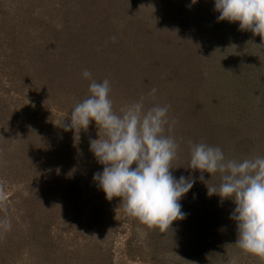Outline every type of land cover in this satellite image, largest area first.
Masks as SVG:
<instances>
[{"label": "rangeland", "instance_id": "374dc122", "mask_svg": "<svg viewBox=\"0 0 264 264\" xmlns=\"http://www.w3.org/2000/svg\"><path fill=\"white\" fill-rule=\"evenodd\" d=\"M190 4L191 0H0V24L2 18H12L15 14L19 19L15 28L20 39L30 34L48 48L55 63L46 71L57 75L55 80L52 77L50 82L43 84H37L29 76H24L28 79L25 80L13 73L9 80L3 72L0 75L4 86L0 89L8 90L2 91L0 98L4 111L2 118L8 121L5 125L9 130L14 132L20 128V124L13 123L16 119L11 121L19 111L23 114L19 117L23 118L43 115L42 119L36 120V125L24 120V124L36 133L40 146L39 153L33 156L35 162L26 165L31 182H25L23 175L18 178V183L22 180L19 184L11 185V181L4 178L2 162L0 220L7 218L11 226L19 228L16 237L9 239L12 248L6 254L13 259L6 264H35L34 244L29 240L33 231L24 227L23 214L25 205L33 200L29 193L38 190L40 185L45 188L41 177L47 168L56 215L49 241L58 243L52 245L64 262L59 264H95L97 261L103 264L104 260V264L109 261L112 264H153L150 258L157 264H195L191 252L183 250L185 256H181L175 250H180L183 240L191 237L189 231L180 229L177 238L172 237V231H167L168 237L165 239L164 235L162 246L157 245L159 240L154 241L157 246L154 242L146 243L143 240L145 225L138 220L137 225H132L134 222L120 207L118 197L112 199L113 209L105 211L107 217L100 230L104 237L99 243L103 251L108 252L106 259L96 256L93 247L97 243L96 226L87 221L93 200L97 202L106 197L93 180L96 172L103 171V166L90 151V139H99L98 129L93 121L86 132L81 130L76 140L74 131H64L62 127L63 123L69 122L68 116L74 105L89 95L92 80L110 81V98L118 114L142 96L146 98V108L170 106L168 116L170 123H174L171 132L166 126L165 135L174 136L180 145L172 175L176 179L181 176L196 179L192 189L180 200L181 206H188L189 211L193 208L194 214L198 215L213 213L207 206L219 203L220 197H209L206 184L199 180V170L186 168L190 160L188 141L220 147L228 159L252 157V145L256 144L258 148L256 141L260 142L264 137V120L259 119V115L264 114V104L248 101V85L244 83L248 71L240 67L245 61L238 64L234 57L241 49L248 48V44L256 46L255 39L249 42L248 31H240L239 22H217L219 13L214 10V0H198L189 8ZM243 40H247L245 44H242ZM255 59L264 65L262 53ZM85 70L91 72V79L83 77ZM15 83L21 86L15 88ZM44 88L48 90V96L43 99ZM153 88L156 89L154 94ZM7 116L11 118L7 119ZM3 137L0 135L2 152ZM238 137L245 139V147L233 151L229 143ZM261 150L260 147L259 153L264 156V150ZM17 152L15 158L27 164L25 151L19 149ZM62 158L67 160L63 167L60 165ZM204 177L206 181L211 180L208 173H204ZM223 203L229 204L227 209L231 216L234 202L227 199ZM28 221L29 217L26 218ZM2 234L5 233L0 231L1 245ZM17 236H22L21 244ZM130 237L131 254L127 251ZM236 240L237 231L232 233V246L227 253H220V264H264V259L259 257L248 262V254L235 245ZM139 250L145 252L150 261H145ZM52 256L50 253L49 259Z\"/></svg>", "mask_w": 264, "mask_h": 264}, {"label": "clouds", "instance_id": "9594fccd", "mask_svg": "<svg viewBox=\"0 0 264 264\" xmlns=\"http://www.w3.org/2000/svg\"><path fill=\"white\" fill-rule=\"evenodd\" d=\"M198 3L191 0L189 8ZM219 13L217 22H239L240 31H251L261 37L257 46L264 49V0H214ZM115 40V37H112ZM91 79V72L82 73ZM89 95L76 103L64 131H74L75 139L81 130L87 131L95 121L99 139H90V151L103 166L96 172L94 182L111 201L121 199L125 214L147 226L167 233L176 220L186 218L180 200L193 187L196 179L184 176L176 179L171 172L178 158L179 143L172 135L168 105L145 107V97L133 102L118 114L110 98L108 79L92 80ZM156 89H152V94ZM77 140V139H76ZM190 160L186 168L199 170V180L208 189V196L218 195L221 204L231 199L235 208L230 219L236 222L238 246L245 254L264 259V156L242 160L226 158L220 147L205 142L188 141ZM135 165V167H133ZM219 174L220 183L210 184ZM11 229V221L0 220V231Z\"/></svg>", "mask_w": 264, "mask_h": 264}, {"label": "trees", "instance_id": "16d2710c", "mask_svg": "<svg viewBox=\"0 0 264 264\" xmlns=\"http://www.w3.org/2000/svg\"><path fill=\"white\" fill-rule=\"evenodd\" d=\"M6 19V20H5ZM13 20V21H12ZM19 19L15 17V14L11 17H5L2 18V24H0V28H2V32H0V75H2V72L6 74L7 79L11 78L14 74H18V77H23L22 79H26L24 76H29L32 79L37 81V84H43L46 81L50 82L51 78L53 77V80H55V77L57 76L55 73L52 74L49 71V68L54 67V60L52 58H55L52 56L50 50L46 48L42 43H39L38 41L34 40V36H31L28 34L27 38L20 39V34L16 30V25L19 24ZM10 27V28H9ZM22 28H26L25 26H22ZM27 29V28H26ZM246 36H249L250 40L253 38L255 39L256 46L254 45L251 47V44H248V48L241 49V53H237V55H234V57L237 59L235 61H238L237 63L240 64L243 61H245L244 64H241V69H244L245 71V85H248L247 89L249 93L246 94V97H248V101L251 103L253 101L263 103L264 104V72L261 73V68L264 69V65L258 64L259 54L262 53V58L264 59V49L260 48L259 45L261 42V37L254 35L251 31L246 32ZM22 37V36H21ZM227 43V38H224ZM247 40H243L242 44H245ZM254 41V40H253ZM241 48V46H239ZM252 48V49H251ZM255 50V52H253ZM228 51V50H227ZM66 52V51H65ZM259 53V54H258ZM63 54V53H62ZM61 54V55H62ZM240 54H243L244 56H240ZM246 54V55H245ZM251 55V56H250ZM254 55V56H253ZM240 56V57H239ZM250 56L251 58L248 59ZM239 57V58H237ZM248 57L247 59H245ZM242 61V62H241ZM264 64V60H261ZM12 65V66H11ZM48 69V71H46ZM14 73V74H13ZM25 74V75H24ZM48 74L51 75L48 77ZM48 77V78H46ZM10 80V79H9ZM16 82H19V80H16ZM21 83V82H20ZM15 83V88L21 84ZM0 86L2 87V81H0ZM4 87V86H3ZM2 87V88H3ZM4 89V88H3ZM7 89V88H6ZM43 93V99L48 96V90L45 88ZM2 91H8V90H1L0 89V96L2 97ZM255 98V100H254ZM46 108H48L45 105ZM59 107H63V104H59ZM45 108V110H46ZM262 108L264 109V105H262ZM2 98H0V135H4L2 142L3 144V152L0 149V178H2V162H3V170H4V178L5 180L11 181V185L19 184L18 178L22 177L24 175L25 182H31L28 180L29 172L26 171V168L28 166L26 165H32V163L35 162L33 156L38 154V150L40 149V146L38 145V137L34 130L32 128H28L26 124H24V120L31 122V125H36V120H40L43 118V115H34L33 118H30V115L27 117H19L20 115H23L22 112H17L15 118H11L10 116H7V119L11 118V121L13 119H16L13 121L15 125L20 124V128L12 132L7 128L5 123L7 124L8 121H4L2 118ZM32 116V114H31ZM259 119L264 120V114L259 115ZM258 116V117H259ZM35 119V120H33ZM9 124V123H8ZM24 124V125H22ZM234 137V136H233ZM43 140V145L46 147L44 143V138H41ZM233 143V145L231 144ZM229 143L230 147L234 150H238L241 147H245V139L243 137H238L235 142ZM256 143L259 144V147L256 148V144L252 145L251 152L253 153V156H262L259 152V149L261 147L262 150H264V137L261 138L260 142ZM13 145V146H12ZM42 146V145H41ZM25 151V154L27 155L26 158H28V163L26 164V161L17 160L15 156L19 154L18 150ZM261 150V151H262ZM250 152V153H251ZM3 153V155H2ZM24 154V155H25ZM264 155V153H262ZM252 156V157H253ZM66 157V156H65ZM68 157V156H67ZM66 157V158H67ZM66 158H62V161H60V165L63 167L64 163L67 161ZM64 159V160H63ZM50 163V162H49ZM36 164V163H35ZM34 164V165H35ZM47 164V163H46ZM135 167V166H134ZM38 169V168H37ZM43 173V172H42ZM27 175V176H26ZM41 182L44 183V186L39 187V189L34 190L33 192L29 193L30 196L33 198L31 199L30 204L25 205V212H24V227L28 228L29 230L33 231L32 236L29 238L30 242L32 240V243L34 244L33 250L35 251V264H59L63 262L58 255L56 254V248H54V241H49L50 234H51V228L54 224L55 214L53 212V206H52V199H53V191L51 188V177H50V171L49 169H45L43 178L41 177ZM37 181V180H36ZM63 179L60 180L59 183H62ZM13 183V184H12ZM220 183L219 180V174H217L213 179L210 181V184L212 185H218ZM9 184V183H8ZM217 198L219 196L217 195ZM106 197H101V200L95 201L93 200L91 204V210L90 217L88 219L87 224H94L93 227L96 226L95 232L98 234L97 239L95 240V243L93 245L94 252L96 253V256L99 258L106 259V253L104 252L101 247V244L99 243L100 239H103V234L100 230L103 229V222L105 221V211L107 209H113V200L109 201L106 199ZM228 205L229 204H221V198L219 200V203L216 205L211 203L207 206V208H211L213 213L209 212V215H198L194 214L195 210L192 208V210L189 211V209L186 207H182V211L186 213V218L183 220H176L171 225V229L168 231H172L173 238H177L180 236V229L185 228L187 231H189L190 238H187L183 240V245L178 250V253H180L181 256H185L183 254L184 251L187 253H190L194 257L195 264H220V253L223 252L222 255H225L227 253V250L229 246H232L230 243V239L232 237V233L237 231V226L235 221L230 219V215L228 213ZM1 211V210H0ZM1 213V212H0ZM231 213V212H230ZM197 215V216H195ZM29 217L30 221L26 222V218ZM133 220V226L136 224V219L131 218ZM20 224L19 226H21ZM173 226H176V229L173 228ZM146 229V234L143 238L144 242L151 243L155 240H159V244L157 245H164V235L159 232L158 229H149L147 226L143 227ZM19 228H14L13 224L11 226L10 231L4 232L5 234H2V245L0 242V263L6 264L7 261H11L13 258H10L6 254L7 251H9L12 247L10 244V240L12 237H16V233L18 232ZM26 231V232H28ZM9 236V237H6ZM165 235V239H166ZM18 243L21 244L22 242V236H17ZM131 237L127 240L128 244V253L131 252V249L133 250V245H131ZM146 240V241H145ZM187 240V241H186ZM155 241V242H156ZM154 242V243H155ZM54 244H58L57 242ZM153 244V243H152ZM155 243V246H157ZM167 246L169 247V244L167 243ZM3 247V252H2ZM16 245L13 247L15 248ZM164 248L167 249L166 246ZM174 250V249H173ZM184 250V251H183ZM52 254V258L49 259V254ZM131 254V253H130ZM139 254L142 256V258H145V261H150L145 252L142 250H139ZM140 256V257H141ZM248 262L255 258L256 256L248 254L247 256ZM49 259V260H48ZM148 259V260H147ZM151 263L157 264L156 260L154 258H150ZM185 260H188L186 258ZM105 261V260H104ZM103 261V264L105 263ZM108 261V259H107ZM64 263V262H63ZM95 264H102V262L97 261ZM107 264H112L110 261ZM263 264V263H262Z\"/></svg>", "mask_w": 264, "mask_h": 264}]
</instances>
